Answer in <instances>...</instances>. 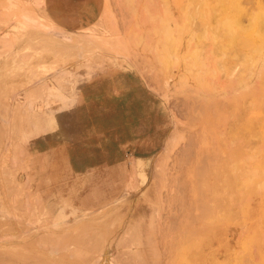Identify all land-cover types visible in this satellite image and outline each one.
Wrapping results in <instances>:
<instances>
[{"label":"rangeland","instance_id":"374dc122","mask_svg":"<svg viewBox=\"0 0 264 264\" xmlns=\"http://www.w3.org/2000/svg\"><path fill=\"white\" fill-rule=\"evenodd\" d=\"M227 6L0 0V264H264V0Z\"/></svg>","mask_w":264,"mask_h":264},{"label":"bare ground","instance_id":"6f19581e","mask_svg":"<svg viewBox=\"0 0 264 264\" xmlns=\"http://www.w3.org/2000/svg\"><path fill=\"white\" fill-rule=\"evenodd\" d=\"M227 1L228 0H206V6L209 7V9H212L214 7H216L217 5H223L224 7H228L227 6ZM234 2V0H231ZM205 3V2H204ZM213 10V9H212ZM227 11V9H226ZM207 12V11H206ZM209 13V11H208ZM207 13V14H208ZM254 15V14H253ZM193 16V14H192ZM263 16V15H262ZM186 17V16H185ZM185 17L183 19H185ZM260 16H255V20L257 22V20L259 21L260 19H258ZM182 18V16H181ZM188 18V16H187ZM192 18V17H191ZM227 18V17H226ZM171 19V18H170ZM183 19L181 20L183 22ZM167 20V19H166ZM169 21V20H167ZM165 22V21H164ZM237 22H235V18L233 19L232 17L229 19L227 18L226 20H224L221 24V27L225 30V32L227 33V35L229 37H234L235 35H237L239 32H241L242 30L239 28V26L236 24ZM163 26V25H162ZM163 31H164V35H163V50H165L164 48H168L167 45H169L170 42L173 43H177L178 48H180L179 52L181 53V55L183 54V52L186 50L183 46L184 42L183 40H181V37H174L175 34V30L172 29L171 26H164L163 27ZM251 31V30H250ZM181 33V32H180ZM250 36V35H249ZM72 39V37L70 38ZM74 39V38H73ZM235 39V38H234ZM262 39V38H261ZM259 35L256 34H252L249 37V41L254 43V44H258L259 45V40H261ZM183 41V43H182ZM262 41V40H261ZM159 42V41H158ZM248 42V41H247ZM249 44V43H248ZM171 45V44H170ZM264 45V44H263ZM162 46V45H161ZM186 52V51H185ZM195 54V53H194ZM260 75V74H259ZM259 103V102H258ZM261 103V102H260ZM261 108V107H260ZM256 109V108H255ZM254 109V110H255ZM252 111V110H250ZM256 113V111H255ZM260 113V112H259ZM257 113V114H259ZM254 156V155H253ZM138 163L141 164L143 163L144 158H138L137 159ZM255 166V165H254ZM235 168H233L234 170ZM256 171V170H255ZM237 172V171H236ZM261 172V171H260ZM253 173V172H252ZM251 173V174H252ZM222 174L224 175L225 172L223 171ZM239 174V173H238ZM261 176V175H260ZM22 177V176H21ZM64 210V209H62ZM61 210V211H62ZM38 212V210H37ZM13 215V214H12ZM40 216V215H39ZM42 217V216H41ZM88 218V217H87ZM112 219V218H111ZM42 220V219H41ZM95 220V219H94ZM110 221V220H109ZM93 222V221H92ZM20 223V222H19ZM96 223V222H95ZM75 224V223H74ZM78 224V223H77ZM73 226V225H71ZM70 226V227H71ZM44 227V226H43ZM94 228V227H92ZM218 236V241L220 244V247H227V244L223 242L222 236L221 234L217 233ZM4 235V234H3ZM211 238V234L204 236L201 238L200 241L194 243L193 245H191L188 248H182L180 250H182V252L179 254V260H178V264H232L231 261L228 260H220L216 257H214L213 255V250L210 246L209 243V239ZM4 239V238H3ZM189 240V239H188ZM43 241V240H42ZM190 242V241H189ZM188 243V242H187ZM181 247V246H180ZM227 250L229 251L230 254L234 255V247L233 248H227ZM21 260H23V258H21ZM62 261V260H61ZM60 261V262H61ZM62 263V262H61ZM49 264V263H48ZM235 264V263H234Z\"/></svg>","mask_w":264,"mask_h":264},{"label":"crops","instance_id":"0c3cea01","mask_svg":"<svg viewBox=\"0 0 264 264\" xmlns=\"http://www.w3.org/2000/svg\"><path fill=\"white\" fill-rule=\"evenodd\" d=\"M62 13H66V12H62ZM54 14H55V12H54ZM91 156H93V155H86V156H84V158H88V157H91Z\"/></svg>","mask_w":264,"mask_h":264}]
</instances>
